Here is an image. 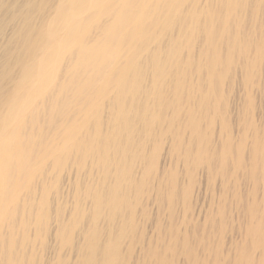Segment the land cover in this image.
Returning <instances> with one entry per match:
<instances>
[{"label":"bare ground","instance_id":"obj_1","mask_svg":"<svg viewBox=\"0 0 264 264\" xmlns=\"http://www.w3.org/2000/svg\"><path fill=\"white\" fill-rule=\"evenodd\" d=\"M0 264H264V0H0Z\"/></svg>","mask_w":264,"mask_h":264}]
</instances>
